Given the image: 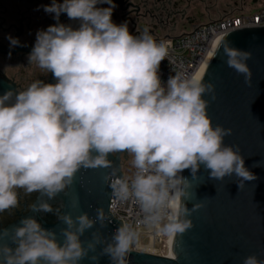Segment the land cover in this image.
<instances>
[{
    "label": "clouds",
    "instance_id": "obj_1",
    "mask_svg": "<svg viewBox=\"0 0 264 264\" xmlns=\"http://www.w3.org/2000/svg\"><path fill=\"white\" fill-rule=\"evenodd\" d=\"M115 7L113 0H52L44 6L57 23L37 31L27 59L51 73L55 83L39 79L25 90L0 95V212L17 206L18 189L52 199L73 183L81 168H108L109 154L127 152L136 171L130 182L116 169L111 180L105 177L113 197L134 198L144 222L157 234L176 236L192 227L182 217L201 206L188 209L183 203L182 198L191 197L184 170L195 176L203 166L216 180L235 175L239 188L257 177L238 147L224 144L232 129L214 127L208 116L203 96L215 99L214 86L195 74L170 75L162 83L159 69L169 56L168 45L147 29L133 35L126 22L114 23ZM62 13L79 21V27L59 23ZM8 39L10 49L21 46L18 38ZM223 49L227 65L250 85V54L227 42ZM34 209L52 210L47 202ZM104 218L98 209L97 219ZM59 219L67 225L62 245L53 231L25 218L11 236L17 246L0 245V264H79L100 242L94 234L95 243L85 249L80 240L94 221L87 214ZM8 236V229L0 232V240ZM137 239L136 232L122 225L103 253L113 264H125ZM243 264L264 260L249 255Z\"/></svg>",
    "mask_w": 264,
    "mask_h": 264
},
{
    "label": "water",
    "instance_id": "obj_2",
    "mask_svg": "<svg viewBox=\"0 0 264 264\" xmlns=\"http://www.w3.org/2000/svg\"><path fill=\"white\" fill-rule=\"evenodd\" d=\"M50 21L52 25L57 23L54 15ZM70 21L65 13L60 15L59 23L77 28L76 21L73 24L68 23ZM225 42L250 54L247 61L252 73L250 85L245 83L242 74L227 65ZM201 79L205 85L211 83L214 86L215 99L211 94L203 96L208 102L207 113L213 126L232 129V134L224 137V144L238 147L245 166L257 179L244 182L239 188L235 175L216 180L210 178V170L203 166L195 176L190 170H184L181 175L190 181L191 187L187 191L191 197L182 198L183 203L188 209L196 204L201 206L182 217L189 220L192 227L173 236V258L129 251L125 264H243L249 255L264 260V26L223 34ZM47 83H55L51 73ZM8 90L15 91L0 81V95ZM126 155L127 152L109 154L107 159L111 166L108 168H81L66 191L56 195L63 205L60 216L70 214L75 219L87 214L94 221L93 226L80 236L85 249L89 243H95L94 234L100 238L95 249L88 250L79 264H113L103 249L112 242L114 233L123 224L110 213L113 195L105 177L111 180L113 169L119 177H124L122 156ZM257 164L259 166H255ZM98 209L104 212L103 221L97 219ZM20 223L8 228L9 236L4 238L12 248L15 244L11 236ZM39 223L44 229L53 231L57 242L63 244V230L67 225L61 219L54 223L46 220Z\"/></svg>",
    "mask_w": 264,
    "mask_h": 264
},
{
    "label": "flooded vegetation",
    "instance_id": "obj_3",
    "mask_svg": "<svg viewBox=\"0 0 264 264\" xmlns=\"http://www.w3.org/2000/svg\"><path fill=\"white\" fill-rule=\"evenodd\" d=\"M51 3L52 0H0V81L16 92L25 90L36 80L45 83L49 80L50 73L29 64L27 57L35 44L37 31L52 25L50 17L54 14L44 11V6ZM113 3L116 5L112 15L114 23L126 22L133 35L147 29L154 39H161L186 35L226 15L253 12L264 0H113ZM97 7L108 5L98 4ZM76 23L79 27V21ZM9 36L18 38L21 46L10 49ZM17 194V206L0 212V232L29 217L37 222L59 220L63 205L57 196L49 199L40 192L27 193L23 189H18ZM43 202L52 210L34 209ZM3 244H6L5 239L0 240V245Z\"/></svg>",
    "mask_w": 264,
    "mask_h": 264
},
{
    "label": "built area",
    "instance_id": "obj_4",
    "mask_svg": "<svg viewBox=\"0 0 264 264\" xmlns=\"http://www.w3.org/2000/svg\"><path fill=\"white\" fill-rule=\"evenodd\" d=\"M262 26H264V4L253 12H238L208 22L180 37L155 39L158 42H166L169 49V56L160 64L159 75L162 83L166 84L170 75L196 74L213 53L223 34L237 29ZM129 157L131 170L129 174L124 173L123 179L130 182L136 170L132 165V156ZM109 209L113 218L137 233L138 239L129 251L173 258L171 247L173 236L157 234L154 227L146 224L144 213L134 198L118 201L112 197Z\"/></svg>",
    "mask_w": 264,
    "mask_h": 264
},
{
    "label": "rangeland",
    "instance_id": "obj_5",
    "mask_svg": "<svg viewBox=\"0 0 264 264\" xmlns=\"http://www.w3.org/2000/svg\"><path fill=\"white\" fill-rule=\"evenodd\" d=\"M129 156L130 155L128 153L126 156H122V169H123V172L126 174H129L131 170V161H130ZM144 242L146 241L144 240Z\"/></svg>",
    "mask_w": 264,
    "mask_h": 264
},
{
    "label": "bare ground",
    "instance_id": "obj_6",
    "mask_svg": "<svg viewBox=\"0 0 264 264\" xmlns=\"http://www.w3.org/2000/svg\"><path fill=\"white\" fill-rule=\"evenodd\" d=\"M213 54V53H212ZM211 54V55H212ZM211 55H210V57H211ZM210 57L207 59V61L202 65V67L197 71V73L195 74V75H198V76H200V77H202V75H203V72H204V70H205V68H206V66H207V64H208V62H209V60H210ZM172 256H173V253H172Z\"/></svg>",
    "mask_w": 264,
    "mask_h": 264
}]
</instances>
